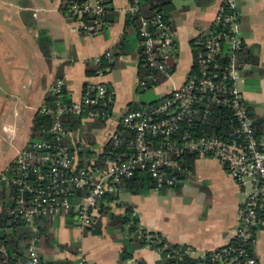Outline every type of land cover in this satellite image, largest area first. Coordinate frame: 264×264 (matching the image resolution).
Here are the masks:
<instances>
[{"label": "built area", "instance_id": "built-area-1", "mask_svg": "<svg viewBox=\"0 0 264 264\" xmlns=\"http://www.w3.org/2000/svg\"><path fill=\"white\" fill-rule=\"evenodd\" d=\"M63 8L78 32L94 36L108 26L106 6L99 0H64ZM127 12L137 24L144 68L136 87L148 91L171 79L177 45L162 13L145 15L139 0H131ZM244 46L236 0H222L209 30L192 41L187 76L156 101L113 114L114 92L103 81L110 68L101 66L115 60L109 52L91 61L95 71L87 75L79 100L67 101L64 80H54L37 110L50 120L49 126L17 150L0 175V182L13 191L12 220L32 233L23 264H54L43 261L36 246L39 220L68 214L79 227H93L101 212L121 205L124 182L146 172L154 190L176 188L188 174L190 158L215 159L239 186L249 185L238 227L226 245L202 254L177 244L162 256L168 245L157 246L151 236L147 246L163 260L195 261L180 264H257L252 248L255 228L264 226V134L238 84L244 78ZM70 116L106 126L107 141L99 154L82 155V144L66 141L64 119ZM131 217H137L134 208ZM138 227L142 229L139 221Z\"/></svg>", "mask_w": 264, "mask_h": 264}, {"label": "crops", "instance_id": "crops-1", "mask_svg": "<svg viewBox=\"0 0 264 264\" xmlns=\"http://www.w3.org/2000/svg\"><path fill=\"white\" fill-rule=\"evenodd\" d=\"M108 1V26L88 36L75 30L72 19L64 14V0H0V175L30 140L33 118L47 101L54 80H64L67 101L79 100L91 61L106 52L115 59L103 77L114 92L113 114L121 115L130 105L146 104L136 87L141 73L140 48L137 24L127 12L131 0ZM170 1L173 8L166 21L177 52L171 79L164 81L166 88L158 99L181 85L192 65V41L209 30L222 3ZM236 8L239 34L245 43L240 55L244 77L252 75L257 82L256 73L252 74L256 69L264 81V0H236ZM247 51L258 58V65L246 59ZM253 89L245 92L246 101L259 133L264 134V106H256L264 102V94L256 100L259 97ZM64 126L66 141L82 144V155L95 156L106 144L108 130L103 124L70 116ZM186 163L188 174L176 188L139 193L125 188V197H119L121 205L101 212L93 227H79L68 214L39 220L38 227L46 230L36 244L41 259L71 264H162L163 258L153 248L141 247L128 237L127 226L112 224L111 217H122L127 206L136 210L144 230L160 233L167 244L188 245L196 254L226 245L238 227L239 209L250 187L239 186L215 159L190 158ZM1 205L2 201L0 209ZM254 235L253 255L257 264H264V226L255 229ZM25 247L18 245L17 252L22 248L24 256L20 259L14 251L13 264L24 263ZM125 249L132 255L121 259Z\"/></svg>", "mask_w": 264, "mask_h": 264}, {"label": "trees", "instance_id": "trees-1", "mask_svg": "<svg viewBox=\"0 0 264 264\" xmlns=\"http://www.w3.org/2000/svg\"><path fill=\"white\" fill-rule=\"evenodd\" d=\"M103 4L109 5V1L104 0ZM140 9L145 15H150L155 12L162 13L165 20L168 19V14L172 10L173 6L170 0H139ZM64 9V8H63ZM108 11V8L106 6V13ZM132 22L135 23V19L133 18ZM122 44V43H121ZM246 59L250 60L253 65H258V58H256L254 55L250 54V52L247 51L245 54ZM103 64L101 66L103 67H109L112 68V64H107L105 61L102 62ZM91 68L88 70L87 74L92 75L95 71V66L92 64ZM100 66V67H101ZM139 69L140 72H143L142 63H139ZM140 73V74H141ZM143 92V91H138ZM139 105H130V107H137ZM65 120V119H64ZM50 120L47 117H44L38 113L35 114L32 122L31 127V135H30V141L34 139H38L42 136L41 130L46 129L49 126ZM259 125L262 126V120H258ZM65 127V126H64ZM84 154H87V152H84ZM101 158L103 154L100 155ZM102 165V164H101ZM128 189L132 193H139L144 190L153 189V183L150 179V176L146 172L138 173L136 177H133L126 182H124L123 190ZM13 191L11 188L7 187H0V201H2L1 209H0V264H13L15 261L14 258L15 252L18 251V245L19 244H26L25 250L27 251V244L29 243L31 239L32 233L30 230L23 225V223L20 222H14L12 220L11 216V210L13 208ZM131 210L129 206L126 207L125 213L123 216H112V224H120L127 226V233L128 237L131 238V240H135L139 246L144 247L147 246V236H151L154 238H157L158 243H156L157 246H166L167 242L163 238V236L160 233L157 232H151L146 231L143 228L139 229L138 227V219L136 217H131ZM262 214L263 212L260 211ZM44 226H39L37 236L40 237L44 234L46 231ZM262 227L259 226L258 228ZM255 228V229H258ZM255 231V230H254ZM169 248H166L162 250V256L165 255V253L169 252L170 250H174L176 248L175 244H167ZM1 249H4L5 252H2ZM15 251V252H14ZM23 249H20V252H17L20 259H23ZM131 253L127 252V250H123L121 254V259H127L131 257ZM25 260V259H24ZM23 262V261H22ZM180 262H195L194 260L188 259L186 257L182 258L181 261H178L177 259H164L162 261V264H180ZM54 264H71L70 262H52ZM138 264H145L143 261H139Z\"/></svg>", "mask_w": 264, "mask_h": 264}, {"label": "rangeland", "instance_id": "rangeland-1", "mask_svg": "<svg viewBox=\"0 0 264 264\" xmlns=\"http://www.w3.org/2000/svg\"><path fill=\"white\" fill-rule=\"evenodd\" d=\"M255 74V79L257 80V82L255 80H253L252 75H250L248 78L244 77L241 78L238 81L239 87L240 89L244 92H247L248 90L252 89V87H254V93L258 94L259 98H256V100L261 99L260 97L263 96L262 94H264V81H260L259 77H258V73L256 72V69L253 70L252 74ZM167 83L163 82L160 85L156 86L155 88H152L148 91H143L142 93H140L141 99L142 101H144V103H150L152 101L157 100L160 95L162 94V92L165 90ZM253 102V101H252ZM257 108H259L260 106H264V102H262V104H259L258 102L256 103ZM126 193H121L120 194V198H124Z\"/></svg>", "mask_w": 264, "mask_h": 264}]
</instances>
